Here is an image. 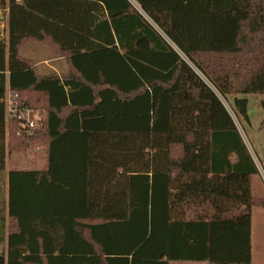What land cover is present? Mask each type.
I'll return each mask as SVG.
<instances>
[{
	"label": "trees",
	"instance_id": "obj_1",
	"mask_svg": "<svg viewBox=\"0 0 264 264\" xmlns=\"http://www.w3.org/2000/svg\"><path fill=\"white\" fill-rule=\"evenodd\" d=\"M0 264H252L264 0H0ZM51 50L67 71L21 55ZM211 60H199L198 57ZM37 112L27 134L7 98ZM240 95V96H239ZM40 154V169H7Z\"/></svg>",
	"mask_w": 264,
	"mask_h": 264
},
{
	"label": "rangeland",
	"instance_id": "obj_2",
	"mask_svg": "<svg viewBox=\"0 0 264 264\" xmlns=\"http://www.w3.org/2000/svg\"><path fill=\"white\" fill-rule=\"evenodd\" d=\"M7 15L8 10L0 9V39L7 40ZM21 55L32 60L39 67L42 73H52L56 69L59 72L67 71L65 60H58L47 47L38 44L26 45L21 50ZM211 60L213 56L201 57L199 60ZM204 59V60H205ZM234 96H228V101L222 99L227 109L234 118L245 143L247 144L260 171L259 175L253 179V194L260 199H264V95H246L249 101L250 123L239 121L236 118L232 107H234ZM240 96V95H239ZM44 165L43 156L34 153L22 152L9 156L7 169L25 168L40 169ZM7 250L6 242L0 244V253ZM252 264H264V209H253L252 237H251Z\"/></svg>",
	"mask_w": 264,
	"mask_h": 264
},
{
	"label": "built area",
	"instance_id": "obj_3",
	"mask_svg": "<svg viewBox=\"0 0 264 264\" xmlns=\"http://www.w3.org/2000/svg\"><path fill=\"white\" fill-rule=\"evenodd\" d=\"M8 105V113L10 118L18 117L21 121V126L23 130L30 134L33 129H35L37 121L39 119V115L36 112H33L28 109H22L18 105H15L11 98V94H9L7 100ZM260 172V171H259Z\"/></svg>",
	"mask_w": 264,
	"mask_h": 264
},
{
	"label": "crops",
	"instance_id": "obj_4",
	"mask_svg": "<svg viewBox=\"0 0 264 264\" xmlns=\"http://www.w3.org/2000/svg\"><path fill=\"white\" fill-rule=\"evenodd\" d=\"M60 60V59H58ZM38 67V66H37ZM39 68V67H38ZM40 70V69H39ZM55 72H58V73H62V72H59L58 70L56 69H53ZM46 74V73H45ZM253 220V219H252ZM252 237V235H251ZM170 264H208L207 262H203V263H200V262H171Z\"/></svg>",
	"mask_w": 264,
	"mask_h": 264
}]
</instances>
